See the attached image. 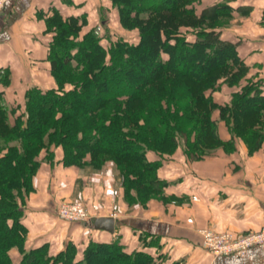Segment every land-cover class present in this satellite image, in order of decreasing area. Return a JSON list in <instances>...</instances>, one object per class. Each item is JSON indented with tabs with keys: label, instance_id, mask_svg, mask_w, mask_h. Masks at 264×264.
<instances>
[{
	"label": "trees",
	"instance_id": "16d2710c",
	"mask_svg": "<svg viewBox=\"0 0 264 264\" xmlns=\"http://www.w3.org/2000/svg\"><path fill=\"white\" fill-rule=\"evenodd\" d=\"M111 1L120 23L138 28V41L113 40L106 19L100 23L103 35L94 29L82 35L84 16L63 17L56 10L47 21L54 32L49 59L57 87L28 90L27 117L12 128L19 144L0 157V264L155 262L149 252H128L118 240L90 241L79 258L71 243L55 256L46 245L23 249L27 227L18 198L32 190L42 151L52 160V147L60 146L65 165L99 167L113 160L125 196L134 202L143 192L164 195L169 184L159 177L161 164L149 151L172 154L182 140L187 157L200 159L221 147L235 149L236 140L250 153L264 142V88L249 79L241 84L248 72L245 60L235 42L220 37V20L231 16L226 1L200 13L197 0ZM188 26L192 29H182ZM221 82L242 86L220 103L208 90ZM220 119L231 134L228 140L219 135ZM13 246L22 249L19 263L9 256Z\"/></svg>",
	"mask_w": 264,
	"mask_h": 264
},
{
	"label": "crops",
	"instance_id": "0c3cea01",
	"mask_svg": "<svg viewBox=\"0 0 264 264\" xmlns=\"http://www.w3.org/2000/svg\"><path fill=\"white\" fill-rule=\"evenodd\" d=\"M222 1L232 7L230 19L239 25L221 27L220 37L237 44L250 71L249 79L256 58L251 55L264 38V26L259 24L264 19V0H197V12ZM108 8H116L111 0L7 1L0 13V157L10 146L19 144L11 137L12 128L19 118L27 117L28 90L57 87L49 59L54 32L48 29V19L56 10L63 17L84 16L83 35ZM259 62L264 68L261 58ZM218 131L223 140L231 138L224 121L219 122ZM235 146L233 150L219 148L200 159L181 152L180 158L164 160L160 172L169 182L165 188L169 200H150L147 207L126 203L114 162L108 161L97 170L65 165L60 146L52 147V160L42 151L32 190L18 198L23 207L21 220L27 227L23 249L46 245L48 254L55 256L71 243L79 258L90 241L118 240L128 252L143 250L155 257L163 254L162 264H264V243L250 247L244 255H215L204 246L200 233L211 228L244 235L264 228V142L253 153L242 140H236ZM148 157L156 159V153L149 152ZM73 201H83L87 221L58 216L59 205ZM100 216L114 217V232L93 227V219ZM144 233L150 236L142 243ZM153 235L155 239H151ZM8 253L14 263L23 258L19 246Z\"/></svg>",
	"mask_w": 264,
	"mask_h": 264
},
{
	"label": "rangeland",
	"instance_id": "374dc122",
	"mask_svg": "<svg viewBox=\"0 0 264 264\" xmlns=\"http://www.w3.org/2000/svg\"><path fill=\"white\" fill-rule=\"evenodd\" d=\"M115 7V6H114ZM108 10V11H107ZM118 9L117 8H108V9H104V11H101V13L103 14L101 17L98 18L97 22L95 23L94 21V27L93 29L95 30V32L97 33L99 27H100V30L98 31L99 35H103L105 34L103 31H104V26L102 27L101 26V20L103 19H106V26L108 27V30L110 31L111 33V38L113 40L115 39H119V38H122L128 42H136L138 41L139 39V30L138 28H135V29H127L125 28L119 21L120 18H118ZM120 17V16H119ZM220 22L222 23L221 26L224 27V26H227L228 24H236V25H239L238 22H236L235 20H231L230 18H224V19H221ZM257 23V22H256ZM259 24H262L261 26H264V19L260 21ZM106 29V28H105ZM182 29H192L191 27H184ZM106 45H108V42H104ZM259 45H255V53L253 55H251V57H256L254 60H252V62L254 63V67L252 66V75L249 76V80H254V81H259L261 82V86L264 88V68L260 65L261 62L260 61V58L261 60L264 62V52H262V45L264 44V38H261L259 41H258ZM262 44V45H261ZM250 48L254 45H249ZM264 47V45H263ZM257 53V54H256ZM261 66V67H260ZM259 69V70H257ZM262 69V70H261ZM249 71V70H248ZM262 71V72H261ZM250 72V71H249ZM248 73V72H247ZM247 74L245 76V78L242 79V85L245 84L247 82ZM240 86H230L228 85V83L226 82H221L219 86H217V88H215L213 91H210L208 90V92H210L212 94V97L218 101V102H225L227 101L226 99H231L232 97V94L235 92V91H238L240 88H241V85ZM222 121L221 119L219 120V122ZM219 125V124H218ZM226 126V124H225ZM180 146L172 153V154H164V155H159L156 153V159H159L158 161L160 162V167L158 168V175L161 179L167 181L166 179H164L163 177V173L160 172L163 164H164V160L166 162L167 159H170V158H180L182 157L181 156V152L183 153L184 152V142L182 140H180ZM222 149H224L223 147H221ZM219 149V148H218ZM217 150V149H216ZM226 150V149H225ZM228 150V149H227ZM149 152H153V151H149ZM155 153V152H154ZM184 155H186V153L184 152L183 153ZM211 154V153H209ZM187 156V155H186ZM193 159V158H191ZM108 161H112L114 162L113 160L111 159H108L107 161H105L104 163H102V165H100L99 167H94L92 166L91 164H84L82 166H79V167H85V166H90L94 169H101L103 167V165L108 162ZM114 164L116 165V168L117 170L119 171V175L121 176V181H122V186L124 187V178L122 177L121 173H120V169L118 167V165L114 162ZM78 166V165H77ZM161 174V175H160ZM168 182V181H167ZM169 183V182H168ZM125 189V188H124ZM157 195V196H156ZM155 196H150L148 197V193L146 192H143L140 194V200H135L134 202H132V200L130 201V199H127V197L125 196V201L128 205L132 206L134 204H139L141 205L142 207H147L148 206V203L150 200H156V201H160V202H168V198L165 194V191H164V195L162 194H156ZM136 197V195H134ZM75 202V201H73ZM83 203V201H81ZM62 203H65V202H62ZM61 203V204H62ZM69 203V202H67ZM60 204V205H61ZM59 205V206H60ZM84 205V203H83ZM59 208V207H58ZM84 209L85 211L87 212V209L84 205ZM58 212V211H57ZM88 213V212H87ZM59 216V215H58ZM63 219V218H62ZM69 221V220H68ZM214 230V229H212ZM215 232L217 233H222V232H230V231H216L214 230ZM232 233V232H231ZM147 241L148 238H143V240L141 241L142 243H145L144 241ZM114 241V240H113ZM154 242V241H153ZM154 244V243H153ZM126 250V248H125ZM23 253V252H22ZM157 254H160L161 252H156ZM165 256L163 254H160L159 256L156 255L155 257V262L153 264H162L163 260H164ZM13 262V261H12ZM14 263V262H13ZM58 264H65L64 262H59Z\"/></svg>",
	"mask_w": 264,
	"mask_h": 264
},
{
	"label": "built area",
	"instance_id": "2783aa9c",
	"mask_svg": "<svg viewBox=\"0 0 264 264\" xmlns=\"http://www.w3.org/2000/svg\"><path fill=\"white\" fill-rule=\"evenodd\" d=\"M7 1L0 0V13L5 8ZM58 215L69 221L82 222L88 219V213L81 201L62 203L58 208ZM200 233L203 237L204 246L215 255H244L250 247L254 245L261 246L264 243V228L259 232L244 235H235L231 232L217 233L211 228L201 229Z\"/></svg>",
	"mask_w": 264,
	"mask_h": 264
},
{
	"label": "water",
	"instance_id": "95a60500",
	"mask_svg": "<svg viewBox=\"0 0 264 264\" xmlns=\"http://www.w3.org/2000/svg\"><path fill=\"white\" fill-rule=\"evenodd\" d=\"M93 227L96 229H105L110 232L115 230V219L112 216H100L93 219Z\"/></svg>",
	"mask_w": 264,
	"mask_h": 264
}]
</instances>
